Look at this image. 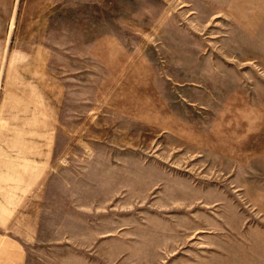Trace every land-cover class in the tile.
Here are the masks:
<instances>
[{"label":"rangeland","instance_id":"rangeland-1","mask_svg":"<svg viewBox=\"0 0 264 264\" xmlns=\"http://www.w3.org/2000/svg\"><path fill=\"white\" fill-rule=\"evenodd\" d=\"M0 180L22 264H264V0H0Z\"/></svg>","mask_w":264,"mask_h":264},{"label":"crops","instance_id":"crops-1","mask_svg":"<svg viewBox=\"0 0 264 264\" xmlns=\"http://www.w3.org/2000/svg\"><path fill=\"white\" fill-rule=\"evenodd\" d=\"M11 181L0 180V264H22L23 253L20 242L9 236L15 217L14 200L16 195L26 194L16 189ZM18 250L15 252L16 247Z\"/></svg>","mask_w":264,"mask_h":264}]
</instances>
